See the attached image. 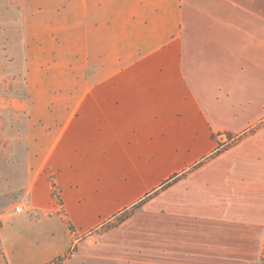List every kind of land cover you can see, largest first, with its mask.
<instances>
[{"label":"crops","instance_id":"0c3cea01","mask_svg":"<svg viewBox=\"0 0 264 264\" xmlns=\"http://www.w3.org/2000/svg\"><path fill=\"white\" fill-rule=\"evenodd\" d=\"M0 217L6 264H263L264 0H0Z\"/></svg>","mask_w":264,"mask_h":264},{"label":"built area","instance_id":"2783aa9c","mask_svg":"<svg viewBox=\"0 0 264 264\" xmlns=\"http://www.w3.org/2000/svg\"><path fill=\"white\" fill-rule=\"evenodd\" d=\"M26 206L24 204H19L18 206H16L15 211L18 213L24 212L25 211ZM3 226V219L0 217V229ZM262 258H263V264H264V247H263V254H262Z\"/></svg>","mask_w":264,"mask_h":264},{"label":"rangeland","instance_id":"374dc122","mask_svg":"<svg viewBox=\"0 0 264 264\" xmlns=\"http://www.w3.org/2000/svg\"><path fill=\"white\" fill-rule=\"evenodd\" d=\"M232 145H233V144H229L227 147L232 146ZM124 217H125V216L119 218V220L123 219ZM64 261H65V259L62 258V260L57 259V260H55V261H53V262H51V263H53V264H64ZM0 264H6L5 259H4V257L2 256L1 250H0Z\"/></svg>","mask_w":264,"mask_h":264},{"label":"trees","instance_id":"16d2710c","mask_svg":"<svg viewBox=\"0 0 264 264\" xmlns=\"http://www.w3.org/2000/svg\"><path fill=\"white\" fill-rule=\"evenodd\" d=\"M59 260H62V258H59ZM48 264H53V263H48Z\"/></svg>","mask_w":264,"mask_h":264}]
</instances>
